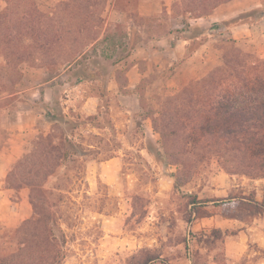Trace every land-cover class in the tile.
I'll return each instance as SVG.
<instances>
[{
	"label": "rangeland",
	"instance_id": "374dc122",
	"mask_svg": "<svg viewBox=\"0 0 264 264\" xmlns=\"http://www.w3.org/2000/svg\"><path fill=\"white\" fill-rule=\"evenodd\" d=\"M61 1L36 0L43 10ZM261 1L262 12L240 13L211 38L188 31L192 49L206 40L214 46L210 64L198 56L159 73L140 62L146 73L135 85L127 74L138 29L155 37L158 20H167L137 16L135 0L118 3L122 13L106 4L96 31L34 52L16 77L0 58V225L14 229L35 217L41 239L50 209L60 227L54 234L59 242L65 236L56 246L62 264H264V212L239 202L264 203V176L227 174L207 161L210 152L184 150L177 118L163 111L168 97L220 64L223 45L264 56ZM240 22L252 25L250 36L230 39L224 30ZM87 98H97V114L88 115ZM37 141L51 145L33 151Z\"/></svg>",
	"mask_w": 264,
	"mask_h": 264
},
{
	"label": "trees",
	"instance_id": "16d2710c",
	"mask_svg": "<svg viewBox=\"0 0 264 264\" xmlns=\"http://www.w3.org/2000/svg\"><path fill=\"white\" fill-rule=\"evenodd\" d=\"M229 1L188 0L186 6L198 12L196 17H201ZM4 2L0 9V58L4 68L16 77L20 75L18 66L30 63L34 52L69 38H82L90 28L96 31L100 11L104 13L106 4L122 13L118 3L130 4L132 0H64L46 10L36 0ZM262 9L263 3L242 15ZM220 27L215 24L211 28ZM114 28L120 30L121 25L115 24ZM221 52L217 67L185 86L180 96L167 98L164 115L177 118L175 133L181 137L184 150L197 147L210 152L207 161L216 163L227 174L255 173L261 178L264 176V56L244 51L239 43L223 45ZM77 61V56L71 58L67 70ZM49 144L37 141L33 151L39 147L44 150ZM20 163L21 160L8 177L16 175ZM239 202L264 212V203L243 199ZM49 215L52 216L50 209L47 223L40 229L41 239L35 217L14 229L0 225V264H62L65 251L63 246V250L57 247L66 243L65 236L62 234L59 242L54 234L58 224L49 220Z\"/></svg>",
	"mask_w": 264,
	"mask_h": 264
},
{
	"label": "crops",
	"instance_id": "0c3cea01",
	"mask_svg": "<svg viewBox=\"0 0 264 264\" xmlns=\"http://www.w3.org/2000/svg\"><path fill=\"white\" fill-rule=\"evenodd\" d=\"M137 1L136 13L139 17H154L163 13L167 16V20L161 23L160 20H158L159 24H156L154 27L155 32L157 31L159 34L161 31L162 34L155 37H147L145 27H142V30L141 27H139L138 32L142 39L135 44L130 52L129 57L133 62V66L128 70L127 74L130 80H134L132 81L133 85L137 84L135 80H140L146 73L139 69L138 65L140 62H145L147 66L150 64V67H154L159 73H163L168 67L177 65L183 67L186 64L194 63L198 56L203 59L204 62L210 64L211 58L213 59V57H215L214 46H210V41L206 40L203 43L199 42L200 44H197V46L192 49L193 39L187 34L188 31L198 28L201 31H206V36L211 38L212 35L210 34L214 33V29L212 30L211 28L213 25H221L220 29H217L220 31L223 27V22L234 20L240 13L259 8L262 5L261 0H257V4H254V0H231L220 4L207 16L196 17L193 16L191 12L185 11L184 7H186V5L181 3L182 0ZM111 8L112 7H110V9ZM251 27L252 25L250 26L248 23L240 22L233 24L224 31L232 40L243 39L250 36ZM128 30L130 31V29ZM128 36H130V32ZM192 70L193 68L189 71ZM50 81L51 80H47L42 85ZM40 95L39 92L38 96ZM93 100L95 101V106L91 105L93 104ZM84 103V108L89 111L88 115L97 114V98H87ZM21 121L23 123V118H21ZM25 129L26 127L23 123L20 131H25ZM255 202L260 203L257 199Z\"/></svg>",
	"mask_w": 264,
	"mask_h": 264
}]
</instances>
